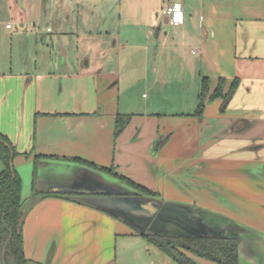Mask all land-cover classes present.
<instances>
[{"label": "crops", "instance_id": "crops-1", "mask_svg": "<svg viewBox=\"0 0 264 264\" xmlns=\"http://www.w3.org/2000/svg\"><path fill=\"white\" fill-rule=\"evenodd\" d=\"M13 1L23 28L30 13L24 0H0V18L14 15ZM119 1L120 23L126 16L143 30L125 32L108 46L120 48L114 66L106 57L96 63L76 58L69 68L62 58L49 68L27 51L12 62L0 55V133L19 154L14 166L27 211L26 259L156 264L157 257L164 264L143 231L93 202L101 195L89 194L107 190L92 179L136 192L71 161L79 158L112 169L164 204L225 218L242 229L236 231L239 264H264V0H167L160 8L154 0ZM174 1L184 6L182 26L170 25L163 13ZM44 24L45 17L40 31ZM162 65L175 69L164 75ZM204 77L210 95L220 79L227 80L224 95L235 79L239 86L224 111L223 99L208 98L199 118ZM142 89L150 94L138 97ZM34 188L58 196L34 203ZM185 254L197 264H218Z\"/></svg>", "mask_w": 264, "mask_h": 264}, {"label": "rangeland", "instance_id": "rangeland-1", "mask_svg": "<svg viewBox=\"0 0 264 264\" xmlns=\"http://www.w3.org/2000/svg\"><path fill=\"white\" fill-rule=\"evenodd\" d=\"M20 1L23 2V0ZM24 1L30 13H28V19L23 28L21 27V16L15 12L17 7L15 1L12 2L14 6V15L8 17L4 14L0 18V55L6 58L10 57L11 62L19 58L20 55H25L27 51L36 62L38 61L41 65L48 64L49 68H55L54 65L57 59H67V65L70 68L73 61H76V58H80V60L90 58L96 63L97 59L102 61L104 57L110 59L107 65L111 67L115 65L114 60L117 61L119 58L120 48L116 47L111 49L108 46L113 44L116 37H124L125 32L132 31L137 34L139 31L142 32L143 30L142 26L133 28V23H128L126 16H124V23H120L119 0ZM153 3L154 6L158 8H160V6L165 7L167 0H154ZM67 8H69V10H67ZM81 8H84L82 13H80ZM44 17L45 24L43 30L40 31V24ZM159 21L163 29L168 31L170 26L165 23L164 17L160 18ZM7 24L12 27V30L6 28ZM47 29L51 30L49 31L51 33H48ZM153 39L155 40V38ZM189 50L190 49H188V52ZM162 68H167L164 71L161 70V74L164 72V75H166L171 68L175 69L172 65H162ZM172 72L174 73L175 71ZM225 85L226 84H224V86ZM138 92V97H141L142 94H150L147 89H142ZM0 169L2 170L3 167ZM105 179L111 181V178ZM92 180L106 187L107 190L118 188L117 186L100 180ZM25 196L26 193H23V197ZM81 197L88 199L83 196ZM98 199L99 198H95L93 202L102 205ZM113 212L119 215V217L123 216L121 211L113 209ZM185 223H192L185 211L173 206H167L162 214L154 221L152 229L159 234L165 235L175 233L183 228V231H185L184 233L192 232L190 229L186 230V228H190V226L185 227ZM137 229L141 231L139 227H137ZM193 233L196 234L197 232L194 231ZM153 249L155 253H161L165 260L164 264H176L157 247ZM185 253L191 254L189 252ZM132 259H134V257H132ZM155 260L156 264H163L157 257ZM204 260L207 262L209 261L207 259Z\"/></svg>", "mask_w": 264, "mask_h": 264}, {"label": "trees", "instance_id": "trees-1", "mask_svg": "<svg viewBox=\"0 0 264 264\" xmlns=\"http://www.w3.org/2000/svg\"><path fill=\"white\" fill-rule=\"evenodd\" d=\"M227 83L226 79H220L219 85L210 95L211 85L210 79L204 77L201 82V91L199 102L195 115L202 117L206 100H215L221 98L224 100L222 110L224 111L231 99L233 98L239 86V80L235 79L230 87L229 92L224 95L223 87ZM124 117H118L117 128L120 130L123 125ZM18 156V152L11 140L0 133V160L4 164L3 170L0 171V264H29L24 253V237L23 229L25 224L26 213L24 202L22 200V178L16 171L15 167H11V156ZM27 156L28 154H24ZM86 166L94 167L104 171L105 173L118 178L124 184L128 185L136 192V196H148L154 198L155 194L146 188L130 181L129 179L118 176L112 169L98 168L93 163L84 159H71ZM39 157L35 158V166L37 167ZM33 202H37L42 198L49 196H58L55 194L40 195L38 191L33 189ZM193 211V210H191ZM172 219V218H169ZM226 223L228 220L221 218ZM192 222V221H191ZM186 228L192 230L190 233H184L183 229L172 234H159L154 236L145 235L144 237L149 243L161 250L166 256L171 258L176 264H197L183 251L189 252L196 257L207 259L218 264H239L240 238L232 236H214L202 237L193 232L196 230L197 223H185ZM197 224V225H196ZM200 234V233H199Z\"/></svg>", "mask_w": 264, "mask_h": 264}, {"label": "water", "instance_id": "water-1", "mask_svg": "<svg viewBox=\"0 0 264 264\" xmlns=\"http://www.w3.org/2000/svg\"><path fill=\"white\" fill-rule=\"evenodd\" d=\"M11 167H14V156H11V161H10ZM81 193H87L86 191H83ZM94 194V195H101L98 199V201L102 204H97L101 209L119 217V215L115 214L113 212L114 210L121 211L122 212V217H119L129 223L130 225L134 227H139L141 229V232L145 235H150L154 236L156 235L157 231L152 229V225L154 221L162 214L163 210L167 206H173L176 208H180L183 211H185L188 215V218L193 223H197L198 221H201L202 224L204 223V226H208L209 228L212 229V231L208 234V237L212 236H219V230L216 227H213L209 225L206 222L205 225V216L206 215H212L209 213H204L199 211L196 213L195 211L189 210L185 206H174L170 204H164L159 200H156L155 198H145L143 196H136V193H132L129 191H116V190H103V191H95V192H89V194ZM213 219L215 221L219 220V217L213 216ZM206 226V227H207ZM207 227V228H208ZM220 228L224 231H226L230 236L235 235L236 238H238V234L236 231L239 233V235L242 233V229L236 227L234 224H229V223H221ZM201 234V233H200ZM202 233V237H205ZM240 246L239 244V252H240ZM241 254V253H240ZM241 257V256H240Z\"/></svg>", "mask_w": 264, "mask_h": 264}, {"label": "built area", "instance_id": "built-area-1", "mask_svg": "<svg viewBox=\"0 0 264 264\" xmlns=\"http://www.w3.org/2000/svg\"><path fill=\"white\" fill-rule=\"evenodd\" d=\"M163 13L170 25L182 26L185 24V11H184V6L182 2L180 1L172 2L164 10ZM8 28H10V26H8Z\"/></svg>", "mask_w": 264, "mask_h": 264}, {"label": "flooded vegetation", "instance_id": "flooded-vegetation-1", "mask_svg": "<svg viewBox=\"0 0 264 264\" xmlns=\"http://www.w3.org/2000/svg\"><path fill=\"white\" fill-rule=\"evenodd\" d=\"M214 216V215H213ZM215 216H217V215H215ZM218 217V216H217ZM206 222L209 224V225H211V226H213V227H216V228H218V229H220L218 232H219V234L221 235V236H230V234L231 233H227L226 231H224V230H222L221 228H220V225H221V223H226L225 221H223L222 219H220V217H219V220L218 221H215L214 219H213V217H212V215L210 216V215H206L205 216V225H206ZM198 224V225H197ZM197 227H196V234H198V235H200V236H202V233L204 234V235H206L205 237H208V234L212 231V229L211 228H209L207 225V227L206 226H204V223L202 224V222L201 221H198L197 222ZM199 233H201V234H199ZM212 237H214V236H212Z\"/></svg>", "mask_w": 264, "mask_h": 264}]
</instances>
